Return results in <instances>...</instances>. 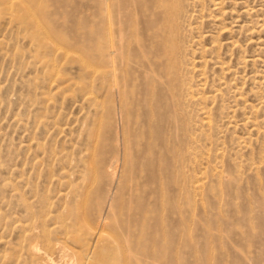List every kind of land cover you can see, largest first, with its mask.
<instances>
[{
  "label": "rangeland",
  "instance_id": "obj_1",
  "mask_svg": "<svg viewBox=\"0 0 264 264\" xmlns=\"http://www.w3.org/2000/svg\"><path fill=\"white\" fill-rule=\"evenodd\" d=\"M174 3L0 0V264H264V0Z\"/></svg>",
  "mask_w": 264,
  "mask_h": 264
},
{
  "label": "bare ground",
  "instance_id": "obj_2",
  "mask_svg": "<svg viewBox=\"0 0 264 264\" xmlns=\"http://www.w3.org/2000/svg\"><path fill=\"white\" fill-rule=\"evenodd\" d=\"M144 2H146V1H142V0H98V3L100 4V6H101V9H102V17H103V24H104V31L106 32L105 33V37H106V42H105V45L107 46H110V45H112L113 44V35H115L116 34V31L114 30V27H116V30H117V35H118V42H120V44H122L121 43V41H123L124 39H123V37H124V34H122V30H120V28H122L123 27V25L125 24V22H126V20H128L127 18H130V16H131V14H129V8L130 7H136L137 8V6L139 7V9H143V8H145L144 10H145V13H149L150 15L152 14L153 15V17H155V19L157 20L156 21V24L157 23H159L160 22V24L161 25H164V26H166L168 23H172L173 21V16L175 17V16H177V14H178V12H179V7H178V5H176L175 3H174V0H170L169 2H166L165 0H150V4H143ZM148 6H150V8H148ZM131 10V9H130ZM133 10V9H132ZM138 10V9H137ZM131 13V12H130ZM134 12H132V14H133ZM135 14V13H134ZM145 15V14H144ZM146 15H148V14H146ZM145 15V16H146ZM135 17V16H134ZM147 17V16H146ZM182 19H183V17H182ZM188 20V19H187ZM177 21V20H176ZM128 22V21H127ZM175 22V21H174ZM184 22V21H183ZM182 23V22H181ZM138 24V23H137ZM144 24V26L146 27V29H148V30H150L151 32H152V30L153 29H156V26H155V22H154V20L152 19V20H149L148 22L147 21H143L142 20V25ZM173 24V23H172ZM176 24V23H175ZM188 24V23H187ZM186 24V25H187ZM139 25V24H138ZM159 25V24H158ZM161 25H159V26H161ZM183 25V24H182ZM130 26V25H129ZM159 26H157V28L159 27ZM171 26V25H170ZM163 27V26H162ZM172 27V26H171ZM181 26H180V24L177 22V24H176V26L174 27L173 26V30H172V28H171V30H172V35H171V38L168 40V42L170 43V45L169 46H164V42L160 39V41H158V42H160V43H158V42H156V43H158V48L157 49H155L156 51H155V55H157L156 54V52L158 53V56H156V57H160L161 56V58L162 57H164L165 59H166V62H167V64H166V69L168 70V69H170V68H173L177 73L176 74H181V72H179V70H177L179 67L177 66V64L178 63H180V60L178 59V57H180L179 55H180V53H181V48L183 47V46H180L182 43H179V42H177L178 41V39H179V37H178V34H176V32L179 30V29H181V31H182V27L180 28ZM183 27H185V26H183ZM125 28V27H124ZM168 28V27H167ZM126 29V28H125ZM159 29H160V27H159ZM158 29V30H159ZM185 29H186V27H185ZM225 29V28H224ZM158 30L156 29V35L158 34ZM170 30V29H169ZM189 30V29H188ZM159 32H160V30H159ZM165 32V31H164ZM183 32V31H182ZM149 33V32H148ZM162 33V32H161ZM180 33V32H179ZM104 34V33H103ZM150 34H152V33H150ZM154 34V35H155ZM170 34V33H169ZM168 34V35H169ZM181 34V33H180ZM123 35V36H122ZM127 36V35H126ZM151 36V35H150ZM158 36V35H157ZM160 36V35H159ZM163 36V35H162ZM165 36V35H164ZM116 37V36H115ZM152 37V36H151ZM166 37V36H165ZM162 38V37H161ZM181 38H182V36H181ZM104 39V38H103ZM155 40H159V39H156L155 38ZM180 40V39H179ZM116 41H117V38H116ZM166 41V40H165ZM117 42V43H118ZM114 43H115V41H114ZM167 43V42H166ZM125 44H126V42H125ZM160 44V45H159ZM120 46H122V45H120ZM114 48V47H113ZM154 48V47H153ZM115 49V48H114ZM109 50H111V49H109ZM147 50H148V52H147ZM146 50V52H147V54H152V49L150 48V49H147ZM183 50V49H182ZM107 51H108V48H107ZM113 51V50H112ZM116 51H114V53H115ZM145 52V53H146ZM114 53H113V55H114ZM112 54V53H111ZM110 55V54H109ZM116 55V54H115ZM120 55V54H119ZM118 55V56H119ZM108 56V55H107ZM154 56V55H153ZM115 57V56H114ZM113 57V58H114ZM120 57V56H119ZM155 57V56H154ZM214 57V56H213ZM113 58H112V56L110 55L109 56V59H108V61H109V63L108 62H106L107 64H109V67H111V71H109L106 75V81H107V85H108V82H110L113 78H114V80H115V77H117V76H115V74H113V72H112V67H114L113 65L114 64H112V60H113ZM163 58V59H164ZM164 59V60H165ZM187 60V59H186ZM113 63H114V61H113ZM179 65V64H178ZM180 66V65H179ZM107 67H108V65H107ZM176 67H178L177 69H176ZM115 69V68H114ZM171 70V69H170ZM182 71V70H181ZM112 72V73H111ZM170 75H172V74H170ZM171 78V77H170ZM184 81V80H183ZM148 82V81H147ZM111 83V82H110ZM173 83V82H172ZM185 83V82H184ZM151 84H153V83H151ZM171 84V83H170ZM176 84V83H175ZM116 85V84H115ZM169 85V84H168ZM174 85V84H173ZM108 86H110L111 87V85H108ZM145 86V85H144ZM115 87V86H114ZM113 87V88H114ZM168 88V87H167ZM115 89V88H114ZM113 89V90H114ZM179 90H183V88H178ZM185 89V88H184ZM109 90H110V88H109ZM116 90V89H115ZM154 90V89H153ZM112 91V90H111ZM110 91H108V93H109ZM116 92V91H115ZM122 92V91H121ZM153 93V92H152ZM168 94H169V91L167 92ZM171 93V92H170ZM180 93V92H179ZM110 94V93H109ZM158 94V93H157ZM162 95V94H161ZM113 96V95H112ZM116 96V95H115ZM163 96H164V93H163ZM169 96V99L170 100H174L175 101V103H176V106H177V104H178V100H177V98H176V96H174V95H172V94H169L168 95ZM167 96V97H168ZM111 97V96H110ZM119 97V96H118ZM164 97H166V95L164 96ZM164 97H162V98H164ZM161 98V99H162ZM168 99V100H169ZM120 100V99H119ZM123 100V99H122ZM158 100V99H157ZM181 100V99H180ZM115 102V101H114ZM124 102V101H123ZM158 102H160V101H158ZM170 102V101H169ZM117 103V102H116ZM166 103V102H165ZM180 106V105H179ZM175 108V107H174ZM117 109V108H116ZM125 110V109H124ZM123 110V111H124ZM173 110V109H172ZM171 110V111H172ZM175 111V110H174ZM176 113V112H175ZM119 114V113H118ZM122 116V115H121ZM124 116V115H123ZM165 118V117H164ZM123 119V118H122ZM166 119H167V121H168V118L166 117ZM164 121V120H163ZM176 121H177V119H176ZM178 122V121H177ZM170 124V123H169ZM173 147V146H172ZM174 149V148H173ZM174 153V152H173ZM172 167V166H171ZM175 168V167H174ZM114 169V168H113ZM110 173V172H109ZM107 174H108V172H107ZM111 174V173H110ZM110 174H109V177H110ZM113 182V181H112ZM112 205V204H111ZM86 222V221H85ZM92 233H94V232H92ZM103 233V232H102ZM99 235H100V237H102V234H100L99 233ZM95 236H96V234H95ZM91 237V240L94 238V235L92 234V236H90ZM93 237V238H92ZM99 236H97V238H98ZM95 239V238H94ZM97 240V239H96ZM50 244V243H49ZM52 246V245H51ZM65 247V246H64ZM66 248V247H65ZM65 248H63V246L60 248L59 247V244L58 245H54V246H52V247H50L49 249V251H47V250H43V251H41L40 249H35L36 250V252H34V256H37V258H39L42 262H43V264H60V261L62 260H64L63 259V256H64V253L66 252V251H64V249ZM40 250V251H39ZM65 250H68V249H65ZM69 251V250H68ZM53 254H60L61 256L59 257L60 259H59V261H56V258H53ZM67 254V256H68V252L66 253ZM65 254V255H66ZM70 254V253H69ZM81 254V253H80ZM88 255V254H87ZM65 257V256H64ZM73 257V256H72ZM80 257V256H79ZM84 258V257H83ZM66 260V259H65ZM84 260V259H83ZM64 262V261H63ZM62 262V263H63ZM61 263V264H62ZM65 263H66V261H65ZM76 264H82V262H81V258H79V263L77 262Z\"/></svg>",
  "mask_w": 264,
  "mask_h": 264
}]
</instances>
